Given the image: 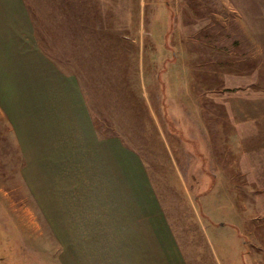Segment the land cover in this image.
<instances>
[{"label": "rangeland", "instance_id": "1", "mask_svg": "<svg viewBox=\"0 0 264 264\" xmlns=\"http://www.w3.org/2000/svg\"><path fill=\"white\" fill-rule=\"evenodd\" d=\"M21 1L79 90L3 80L0 264H264V0Z\"/></svg>", "mask_w": 264, "mask_h": 264}, {"label": "crops", "instance_id": "2", "mask_svg": "<svg viewBox=\"0 0 264 264\" xmlns=\"http://www.w3.org/2000/svg\"><path fill=\"white\" fill-rule=\"evenodd\" d=\"M19 1L21 4L22 1ZM29 15L30 13L27 8H25V11L23 9H18L17 13L6 8L4 15L0 16V86L2 89L0 92L4 93L5 79H15L16 75L22 73L21 71L17 73V64L21 62V60L27 62L26 69L30 71L26 74V78H35L38 80L39 74L46 75L47 87H53L62 92H67L69 87V91H72L71 89H73L74 86L77 88L79 84L77 81L75 82V77H72L70 72H67L68 70L66 71L65 68L63 69L61 65L56 67L44 57L46 54L40 45L42 42L39 39L38 31L40 29L38 30L36 27L25 24L26 18H28L26 16ZM15 19H17L18 23H12V20ZM77 45H82V39H77ZM50 75L52 77L48 78ZM37 84L38 83H33V86L36 87ZM74 94L76 95V93ZM0 105H2L1 101ZM5 108L6 106L3 105L2 109ZM11 129L14 128L12 127ZM150 260L159 262L154 264H166V261H163L161 258H153ZM143 262H145V260H143Z\"/></svg>", "mask_w": 264, "mask_h": 264}]
</instances>
